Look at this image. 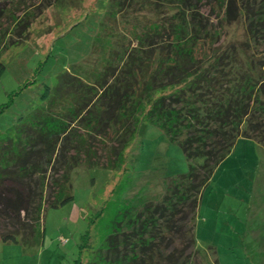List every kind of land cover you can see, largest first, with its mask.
<instances>
[{
    "label": "trees",
    "instance_id": "16d2710c",
    "mask_svg": "<svg viewBox=\"0 0 264 264\" xmlns=\"http://www.w3.org/2000/svg\"><path fill=\"white\" fill-rule=\"evenodd\" d=\"M51 2L0 0V52ZM107 17L123 26L100 37L94 67L60 72L0 132V240L38 242L45 207L72 196V170L120 169L146 120L179 145L187 170L138 205L117 200L114 185L80 264H205L194 261L192 222L204 186L239 137L264 147V0H111ZM232 24L241 35L220 38Z\"/></svg>",
    "mask_w": 264,
    "mask_h": 264
},
{
    "label": "rangeland",
    "instance_id": "374dc122",
    "mask_svg": "<svg viewBox=\"0 0 264 264\" xmlns=\"http://www.w3.org/2000/svg\"><path fill=\"white\" fill-rule=\"evenodd\" d=\"M110 2L52 0L31 21L25 38L0 52V132L41 104L45 89L55 85L60 72L94 67L100 37L106 31L112 34L110 28L123 26L107 17ZM241 31V25L232 24L220 38L240 36ZM126 32L125 41L132 38ZM109 38L117 42L114 34ZM108 41L104 36L102 43ZM187 165L176 142L151 122L140 121L135 138L125 148L121 168H74L72 196L45 207L38 242L26 245L0 240V264L84 262L98 245L94 215L105 201L125 199L138 205L155 200L165 182L185 172ZM117 183L121 184L114 198L109 193ZM192 222L194 247L199 252L194 261L208 264L214 256L216 264H264V147L251 138L235 141L204 186ZM87 229L89 247L79 251Z\"/></svg>",
    "mask_w": 264,
    "mask_h": 264
}]
</instances>
